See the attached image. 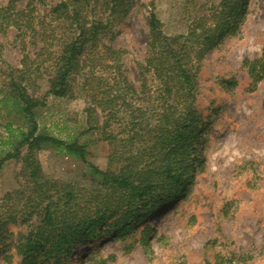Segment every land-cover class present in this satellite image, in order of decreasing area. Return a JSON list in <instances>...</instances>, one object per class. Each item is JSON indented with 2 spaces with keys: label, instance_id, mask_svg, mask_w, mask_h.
Returning <instances> with one entry per match:
<instances>
[{
  "label": "trees",
  "instance_id": "1",
  "mask_svg": "<svg viewBox=\"0 0 264 264\" xmlns=\"http://www.w3.org/2000/svg\"><path fill=\"white\" fill-rule=\"evenodd\" d=\"M19 1L23 2L19 7L10 0L0 8V32L12 24L23 45L28 37L31 45L41 46L23 69L11 70L0 91V108L12 102L28 122V130L19 133L11 142L13 149L0 159V169L7 161L21 158L29 182L27 189L8 192L2 199L0 243L9 237L10 225L25 226L16 234L11 256L20 257V264H33L40 256L46 261L63 258L105 234L117 237L141 227L146 232L153 214L181 198L195 168L203 132L193 108L200 64L236 21L244 0H221L217 20L207 24L201 19L186 35H166L151 13L150 54L142 74L152 72L158 87L149 108L131 99L138 91L145 93L146 82L140 89L132 87L118 63L122 54L104 44L106 32L128 16L134 0H97L94 5L91 0H61L54 5L46 0ZM43 4L48 5L49 22L47 16L35 14L36 6ZM98 8L100 13L94 14ZM246 64L254 79L264 77V58ZM45 65L52 69L49 94L73 96L82 84L90 100L87 131L102 130L111 146L109 168L90 164L82 184L49 179L37 158L48 147L83 162L89 154L87 144L78 139L64 140L39 130L35 116L42 102L28 92L25 81ZM106 67L111 79L101 82L95 70ZM114 122L119 129H113ZM11 244L0 247L8 258Z\"/></svg>",
  "mask_w": 264,
  "mask_h": 264
},
{
  "label": "rangeland",
  "instance_id": "2",
  "mask_svg": "<svg viewBox=\"0 0 264 264\" xmlns=\"http://www.w3.org/2000/svg\"><path fill=\"white\" fill-rule=\"evenodd\" d=\"M9 1L0 0V8ZM96 1L91 0L93 5ZM220 1L134 0L128 16L106 32L104 44L122 54L118 63L130 85L140 89L146 82L145 93L138 91V96H131L133 102L149 108L158 87L152 72L142 74L150 54L151 13L166 35H186L201 19L207 24L217 20ZM22 3L16 0L15 5ZM48 5H38L35 10L42 18L47 16V22L51 20ZM99 9L94 14L100 13ZM6 29L0 32V91L9 81L11 70L23 69L41 46L31 45L28 37L23 45L12 24ZM258 58H264V0H244L236 21L200 64L193 108L203 132L195 168L181 198L153 214L146 232L141 227L117 237L105 234L63 258L46 261L40 256L33 264H264V77L254 79L246 64ZM106 61L112 62L109 57ZM47 65L25 81L28 92L42 102L35 116L39 130L64 140L78 139L87 144L89 154L83 162L48 147L37 158L49 179L82 184L87 181L90 164L102 170L109 168L111 146L102 130L87 131L90 100L81 83L73 96L49 94L52 69ZM107 69L95 70L101 82L111 79V70ZM114 123L117 130L118 122ZM27 130L28 122L16 104L0 108V159L13 149L11 142L19 133ZM22 152L25 155L27 148ZM28 186L23 160L7 161L0 169V204L6 193ZM20 231H25V226L8 227L9 237L0 247L13 244L10 250L6 246L9 258L0 250V264H20V257L11 256Z\"/></svg>",
  "mask_w": 264,
  "mask_h": 264
}]
</instances>
